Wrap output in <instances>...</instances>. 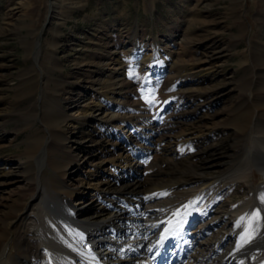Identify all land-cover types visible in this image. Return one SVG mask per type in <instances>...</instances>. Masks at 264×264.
Instances as JSON below:
<instances>
[{
	"label": "rangeland",
	"instance_id": "374dc122",
	"mask_svg": "<svg viewBox=\"0 0 264 264\" xmlns=\"http://www.w3.org/2000/svg\"><path fill=\"white\" fill-rule=\"evenodd\" d=\"M258 46L264 47V0H0V168L17 172V181L26 183L21 165L26 152L46 136L39 119L36 128L28 130L26 125L42 101L46 104L55 97L69 142L65 148L75 156H84L75 144L85 142L91 155H103L108 161L115 156L111 144L115 140L132 161L133 146H143L146 153L152 150L151 156L146 154L147 164L141 165L147 170L151 166L153 174L161 167L176 170L183 153L169 166L161 157L168 145L177 150L175 143L188 134L196 141L194 146L202 148L212 134L214 143L224 142L239 126L235 118L240 112L235 109L240 104H245L247 116L256 114L253 84L259 76L252 70L256 59L264 68V52L255 50ZM33 77L43 78L48 89L23 100V81ZM242 88L248 99L241 103ZM255 124L253 120L241 148L252 147ZM93 140L108 148L97 149ZM154 154L159 157L156 162ZM243 157L242 153L239 160L225 159L213 170L217 180L212 197L224 210L263 183L256 167L246 181L230 179L247 166ZM103 168L102 181L111 176L108 162ZM74 169L75 164L68 169L71 183L84 176ZM41 170L39 180L52 198L56 173L48 164ZM150 173L145 172V177ZM186 177L190 181L195 175ZM18 195L22 202L30 201L15 193L10 204L17 203ZM210 199L199 206L209 205ZM187 200L182 195L173 204ZM30 202L42 207L41 200ZM159 202L148 204L142 196L134 206L151 212V221H163L170 212ZM180 214L185 222L187 214ZM211 218L196 226L199 237L219 226L207 225L202 233L200 228ZM5 225L6 221L0 222V234ZM23 243L14 235L0 245V253L6 252L9 261ZM225 248L214 260L225 255ZM195 259L192 251L185 264Z\"/></svg>",
	"mask_w": 264,
	"mask_h": 264
},
{
	"label": "bare ground",
	"instance_id": "6f19581e",
	"mask_svg": "<svg viewBox=\"0 0 264 264\" xmlns=\"http://www.w3.org/2000/svg\"><path fill=\"white\" fill-rule=\"evenodd\" d=\"M258 47L255 50L263 53L264 47ZM256 60V67L252 68L259 76V82L253 84L256 89L253 100L256 114H245L246 109L242 107L245 104L242 102L248 98L245 99L246 91L242 88V104L235 109L237 113L240 112L235 118L239 126L224 142L214 143L212 134L210 138H205L207 141L202 148L201 144L194 146L196 141L187 138L190 135L188 134L175 143L177 150L170 145L163 148L161 157L165 162H170L169 166L179 152L183 153V164L176 167V170L161 167L153 174L155 171H151V166L147 170L141 165V162L147 164L146 154L151 156L152 150L146 153L143 146H133L130 150L134 157L132 161L130 153L115 140L111 143L115 156L108 161H104L103 155H91L85 142L75 144L80 146L84 156H75L65 148L69 142L61 125L62 117L57 114L60 104L58 99L54 97L46 104L42 101L40 108L32 113L26 125L28 130L36 128L35 121L39 119L44 123L46 132L43 140L35 141V145L27 150L25 161L21 164L25 170V179L22 182L26 183L21 185L17 181V172L7 173L4 167L0 168V222L6 221L3 233L0 234V245L14 235L24 241L9 261L6 260V252L0 253V264H185L192 251L196 252L193 264H209V261L223 251L222 247H226L225 255L217 261L214 260L213 264H262L264 68L259 59ZM242 65L246 66L245 63ZM245 73L247 74L246 71ZM43 80L37 77L25 79L22 99L26 100L36 91L47 90ZM253 120L256 121L255 127L252 126L256 136L252 147L241 148L240 144L246 141ZM91 137L95 139L93 135ZM92 142L97 149L104 152L108 148L99 141ZM242 153L243 158L247 159V166L229 178L235 176L233 181H246L256 167L261 172L263 183L258 188L249 190L231 208L224 210L212 197L211 188L217 180L213 170L220 167L223 160L238 159ZM156 159L159 157L154 154V162ZM107 162L111 176L102 181L105 177L103 172H106L103 167ZM45 164L50 165L56 173L50 188L54 193V200L42 187L41 179L39 180ZM71 164H75L76 173L84 175L82 178L78 177L74 184L68 180ZM147 171L151 173L145 177ZM187 173H192L195 177L187 181ZM15 186L18 192H15ZM14 192L23 195L22 197L28 196L30 201L41 200L42 207L38 208L30 201L22 202L19 195L17 203L10 204ZM182 195H187L188 200L173 204V200ZM142 196L146 197L148 204L161 199L159 204L164 203L160 205L161 208L170 214L163 221H151V212L147 213L148 210L136 209L134 206ZM209 198V205L199 206ZM180 211L187 214L185 222ZM209 216L213 218L200 228L201 232L206 231L207 225L219 226L212 227L209 231L213 232L211 236L208 237V233L204 238L199 237L196 226ZM180 225L182 229L178 228ZM154 228L156 231L152 232Z\"/></svg>",
	"mask_w": 264,
	"mask_h": 264
},
{
	"label": "water",
	"instance_id": "95a60500",
	"mask_svg": "<svg viewBox=\"0 0 264 264\" xmlns=\"http://www.w3.org/2000/svg\"><path fill=\"white\" fill-rule=\"evenodd\" d=\"M49 1H50V0H49ZM48 17L50 18V16H48ZM49 18H48V19H49ZM44 28H45V27H44ZM44 28H42L41 31H43ZM38 42H39V47H40V46H41V42H42V36H41V33H40V36H39Z\"/></svg>",
	"mask_w": 264,
	"mask_h": 264
}]
</instances>
